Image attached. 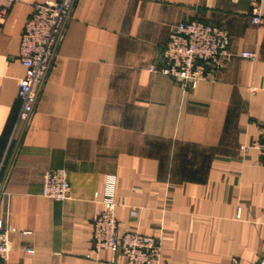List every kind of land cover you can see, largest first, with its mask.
<instances>
[{
    "label": "crops",
    "instance_id": "1",
    "mask_svg": "<svg viewBox=\"0 0 264 264\" xmlns=\"http://www.w3.org/2000/svg\"><path fill=\"white\" fill-rule=\"evenodd\" d=\"M44 1L16 0L0 19V220L12 229L0 264H109L110 251L91 249L110 178L120 231L158 239V264H258L264 163L241 150L264 127L254 0H77L32 120L14 133L21 36ZM191 20L230 36L221 68L195 88L151 72L173 28ZM48 170L67 172L68 200L42 196Z\"/></svg>",
    "mask_w": 264,
    "mask_h": 264
},
{
    "label": "built area",
    "instance_id": "2",
    "mask_svg": "<svg viewBox=\"0 0 264 264\" xmlns=\"http://www.w3.org/2000/svg\"><path fill=\"white\" fill-rule=\"evenodd\" d=\"M16 0H0V19H5ZM77 0H45L36 4L27 20L20 43V62L25 76L19 80L18 100L20 111L15 132L24 131L36 111L42 89L55 64L58 46L66 25L72 18ZM254 26L264 25V0H254L250 10ZM230 36L221 26L191 20L173 28L160 54L159 67L152 73H160L185 87L195 88L212 72L222 66L227 55ZM244 58L255 61L256 55L245 52ZM255 90H252L254 93ZM241 150L256 151L264 163V127L261 138ZM5 190V180L0 178V197ZM71 185L65 170H48L43 176L42 196L56 202L70 198ZM93 225L92 254L110 251L113 258L109 264H158L162 258V246L158 239L138 232L120 231L116 218L115 180L110 178L103 198L98 201ZM12 229L0 220V260L6 261L11 253ZM33 255L34 251L26 250ZM258 264H264L262 256Z\"/></svg>",
    "mask_w": 264,
    "mask_h": 264
}]
</instances>
